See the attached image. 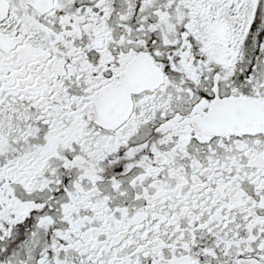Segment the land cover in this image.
<instances>
[{"label": "snow or ice", "instance_id": "snow-or-ice-1", "mask_svg": "<svg viewBox=\"0 0 264 264\" xmlns=\"http://www.w3.org/2000/svg\"><path fill=\"white\" fill-rule=\"evenodd\" d=\"M0 264H264V0H0Z\"/></svg>", "mask_w": 264, "mask_h": 264}]
</instances>
